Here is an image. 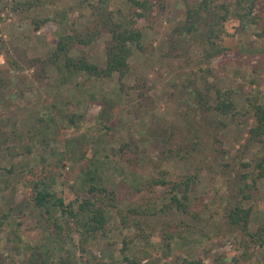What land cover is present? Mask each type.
<instances>
[{
    "label": "rangeland",
    "instance_id": "obj_1",
    "mask_svg": "<svg viewBox=\"0 0 264 264\" xmlns=\"http://www.w3.org/2000/svg\"><path fill=\"white\" fill-rule=\"evenodd\" d=\"M16 1L0 0V143L11 133L22 131L24 138L15 144L27 145L31 151L19 149L20 155L11 159L0 148V264H39L45 250L60 264H128L120 251L122 239L127 236L129 242L126 255L136 259L143 243L135 237L140 230L133 223L145 219L156 227H141L144 234L150 233L154 248L134 264H179L183 257L201 264H264V246L249 251L250 258L236 263L234 259L242 250L237 240L240 236L225 230L218 235L210 233V238L193 246L175 240L171 252L162 255L159 230L179 219L217 229L228 204L225 196L232 192L226 181L231 167L222 164L230 160L239 171L241 161L251 162L264 153V142L249 138L254 118L248 104L255 97L264 100V25L242 26L230 17L217 42L228 52L206 61L201 46L187 38L178 41V57H169L164 53L167 35L184 14L182 0H165V9L154 8L151 20L138 19L142 48L133 47L126 74L96 78L78 72L67 82L56 84L54 68L42 67L36 59H44L53 50L65 25L75 32L92 31L91 0H63L69 1L66 4L72 9L67 7L62 24L49 19L38 30L30 16L13 9ZM110 6L128 9L122 0H112ZM53 8L34 7L30 13L41 17ZM108 38L109 34L102 32L71 52L79 56L84 49L89 61L103 66ZM199 69L207 74L209 83L232 89L240 113L230 118L218 116V123H210V112L205 115L193 104L192 88L183 87L187 70L199 73ZM202 85L199 80L197 86ZM196 128L202 150H190L187 156L191 158L181 159L175 151L185 146L186 139L194 138L191 130ZM90 162L97 167V180L117 189L121 212L111 208L108 235L88 238L82 245L68 217L56 209H51L50 217L34 205L33 186L44 182L64 197L69 192L84 193L85 187L76 180ZM195 164L202 166L197 169L198 180L186 192L187 207L199 216L192 219L174 203L166 205L172 182L178 180V174L194 173ZM160 177L165 184L149 186L144 180ZM132 178L139 183L132 186ZM257 187L254 197L245 200L252 208L251 230L264 220V183L259 181ZM183 193V186L173 192L179 198ZM132 206L141 211L132 212ZM121 215L127 219L125 224ZM182 234L193 237L188 230Z\"/></svg>",
    "mask_w": 264,
    "mask_h": 264
},
{
    "label": "trees",
    "instance_id": "obj_2",
    "mask_svg": "<svg viewBox=\"0 0 264 264\" xmlns=\"http://www.w3.org/2000/svg\"><path fill=\"white\" fill-rule=\"evenodd\" d=\"M111 1L91 0L88 6L91 14L95 17L92 31L75 32L65 25L63 34L56 39L53 50L48 52V55L44 59H36L42 63V67L54 68L56 72V84L67 82L78 72L96 78L110 77L114 73H117L120 77L126 74L133 47L142 48L140 43L142 34L136 25L138 19L149 21L152 18L151 14L154 8L159 11L165 9V0H122L128 5L127 11L120 8H111ZM68 2L63 0H18L14 3L13 9H18L19 12L21 11L27 17L30 16L29 18L33 22L34 30H38L49 19L62 24L66 19L67 7L70 8L71 6L66 4ZM45 5L54 7L50 11V14H45L41 17L31 16L30 12L32 8L43 7ZM182 5L183 19L167 35V48L164 53L169 57H178V53H176L178 41L187 38L192 39L193 42L201 46L204 51V60L206 61H211L214 56L220 53L228 52V48L217 46V42L223 36L224 22L230 17L238 19L242 26L245 24L264 25V0H182ZM102 32L109 34V38L104 43L105 58L103 66L89 61L82 48L79 56L72 54L71 51L74 47L87 45L93 37L100 35ZM262 34H264V31H262ZM202 70L199 69V73L194 71L188 72L187 70V84H183V87L190 86L192 88V93L194 94L192 95L194 97L193 104L201 112H205V115H207L206 112H210L209 114L213 117L210 121L212 125L218 123L215 117L230 118L240 113V108L232 89L209 83L207 74L204 72V74L200 73ZM191 75L193 77H190ZM199 80L203 83L201 87L197 86ZM248 104L251 106L250 110L254 118V123L249 129V138L251 140H255L256 138L257 141L264 142V100L259 102L258 98L255 97ZM187 106L191 110V106ZM219 122L223 126L226 125L221 120ZM209 127L212 126L209 125ZM170 132V136H172L173 131ZM191 132L195 134L194 138L192 140L186 139L184 141V143L186 142L185 146H181L175 151L181 159L185 157L187 159L191 158L187 156L190 154V150H202L201 142L198 140L199 133L197 128L193 131L191 130ZM22 138H24L22 131L11 133L9 138L7 136L6 140L1 142L2 146L0 143L1 150L4 149L11 159L20 155L19 149H21V152H30L31 148L27 145L21 146L15 144L16 142H21ZM8 140L10 143L5 144ZM136 145L137 143H135ZM169 149L172 150L170 147ZM103 158H105L104 155ZM229 161H225L222 164L223 167H231L230 172L228 171V174L225 175L228 187H232V192L225 196V201L228 204L223 207L222 225L218 227L216 225V229L214 226L207 224L197 226L191 220L186 221L184 219L168 223L166 226L159 228L162 255H167L171 252V244L175 240L182 241L184 245L193 246L200 242L202 238H210V233L218 235L221 233V230H225L227 233H236V235L240 236L237 240L242 250L238 257L234 259L236 263L244 258H250L249 251L252 252L254 248L264 246V220L257 225L255 230H251L249 223L252 216V208L250 205H245V200L254 197L256 194L259 181L264 183V153L257 155L251 162L241 161V170L239 171L232 167ZM196 165H194V169H196L194 173L177 175L178 180H174L169 188L171 192L170 203L166 205L171 207L174 203L178 210L188 214L192 219H197L199 216L197 212L191 211L187 207L186 199L188 198V194L186 192L189 190L191 184L198 180L199 173L197 174V169L202 166ZM162 174L165 175L164 172ZM235 174H237V177H235ZM97 178V167L90 162L86 169L80 172L76 180L77 183L85 187L84 193L74 192L75 194H73L69 192L64 197L58 195L55 190L45 187L44 182L38 181L33 186L34 205L43 208L50 217L52 216L51 209L59 210L61 216L68 217L82 245L88 238L95 239L108 235L109 228L106 225L109 222V210L111 208L115 207L121 212V209H118L117 205V189L108 186L103 181H98ZM122 178H124L123 174ZM144 180L149 183H147L149 186L166 183L163 177L145 178ZM138 181L140 180L132 178L130 184L135 186L136 183H139ZM179 186H183L184 188L181 198L173 194ZM73 187L71 185V189ZM131 208L132 212L141 211L136 206H132ZM126 221L127 219H125L124 215H121V222L125 224ZM212 222L216 223L214 219ZM133 224L140 230L135 233V237L140 241L142 240L143 243V249L136 259L148 257L150 250L154 248V243L150 241V233L144 234V230L141 227L143 225L155 227V225L150 223L148 219L142 222L134 221ZM53 225L58 226L56 221L53 222ZM56 229H59V226ZM187 230L192 233L193 237L182 234V232ZM195 234L198 235V238L195 237ZM128 247L127 236H124L120 249L123 256L122 259H126L129 262L128 264H134L136 263V259L129 258L125 253ZM81 249L84 250L83 247ZM52 256L53 254L50 250H45L40 256L39 264H60L54 261ZM104 264L114 263L107 261ZM179 264L201 263L197 259L183 257Z\"/></svg>",
    "mask_w": 264,
    "mask_h": 264
}]
</instances>
